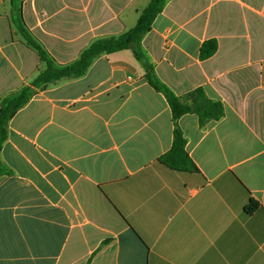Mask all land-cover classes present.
<instances>
[{
    "label": "crops",
    "instance_id": "1",
    "mask_svg": "<svg viewBox=\"0 0 264 264\" xmlns=\"http://www.w3.org/2000/svg\"><path fill=\"white\" fill-rule=\"evenodd\" d=\"M150 1L0 0V100L45 68L13 4L66 64L134 28ZM142 48L177 96L202 88L223 118L175 121L132 50L38 91L1 151L0 264H264V0H169ZM177 125L197 172L159 162Z\"/></svg>",
    "mask_w": 264,
    "mask_h": 264
},
{
    "label": "trees",
    "instance_id": "2",
    "mask_svg": "<svg viewBox=\"0 0 264 264\" xmlns=\"http://www.w3.org/2000/svg\"><path fill=\"white\" fill-rule=\"evenodd\" d=\"M168 1L151 0L150 4L141 13L134 28L119 35L96 39L82 52L78 60L66 64L58 63L52 57L41 41L26 26L22 17L21 5L13 4V23L20 31L24 43L39 55L41 62L45 64V68L31 83L9 93L0 100V177L10 174L9 169L1 160V151L8 137L9 123L15 115L38 91L62 79L83 77L92 64L105 54L132 50L137 60L143 65L149 84L156 91L166 96L172 108L175 121L187 113L197 114L201 126H205L210 121H217L223 118L225 114L223 104L209 99L202 88H197L185 96H177L158 78L154 65L143 51V38L151 31L153 22L163 11ZM217 49L218 43L215 39L206 41L200 51L201 59L210 58L217 52ZM186 145L187 140L177 125L172 148L159 158V162L178 172H197L198 168L187 152ZM259 208V203L254 198H251L245 207V212L250 215Z\"/></svg>",
    "mask_w": 264,
    "mask_h": 264
},
{
    "label": "rangeland",
    "instance_id": "3",
    "mask_svg": "<svg viewBox=\"0 0 264 264\" xmlns=\"http://www.w3.org/2000/svg\"><path fill=\"white\" fill-rule=\"evenodd\" d=\"M18 32L20 33V31L18 30ZM21 34V33H20ZM22 36V35H21ZM23 38V37H22Z\"/></svg>",
    "mask_w": 264,
    "mask_h": 264
}]
</instances>
